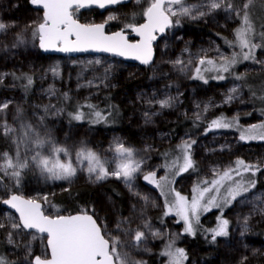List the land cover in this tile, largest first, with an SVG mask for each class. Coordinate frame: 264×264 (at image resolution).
<instances>
[{
  "label": "rangeland",
  "instance_id": "1",
  "mask_svg": "<svg viewBox=\"0 0 264 264\" xmlns=\"http://www.w3.org/2000/svg\"><path fill=\"white\" fill-rule=\"evenodd\" d=\"M210 2L183 0V5L192 9L191 14L172 17L180 23L174 24L155 43V58L147 67L99 55L72 58L42 55L37 50V36L33 35L40 22L36 11L27 13V22H12L0 30V105L8 104L0 111V132L3 133L5 123L15 129L7 135L8 144L2 154L8 153L14 164L19 157L29 165L16 169L21 173L19 177L12 175V168L0 169V223L5 225L0 228V242L6 244L2 257L16 264H29L33 256L48 258L45 237L25 232L22 227L15 231L11 228L13 220L19 221L16 215L2 208L1 203L9 195L17 194L41 202L42 211L51 217L68 215L66 209L71 205L79 213L92 214L107 237L119 238V254L126 264H146L157 244H161L163 264H171L172 256L165 253H174L177 248L185 253L181 264H208L203 258L207 254L215 262L224 256L234 260L222 261V264H264V241L256 240L253 235L256 227L264 230V139L260 138L264 134V118L254 111L252 100L245 93L249 92L254 103L264 110V77L253 80L243 77L264 71V41L257 35L253 42L262 46L254 50V60H244L238 43L234 46L226 43L235 41V30L241 21L223 5L210 9ZM149 3L150 0H132L105 11L73 10V15L84 24L114 25L108 27V32L122 28L130 31L129 17ZM173 7L179 9L180 6ZM256 11L260 14L259 9ZM200 12L206 15L200 16ZM110 16L115 19L110 20ZM11 27L12 32H9ZM234 53L238 62L232 67L237 71L235 75L224 77L232 78L230 84L211 85L209 91L204 90L200 83L208 86L218 77L215 71L210 74L208 67L203 68L207 61L223 63L222 57H231ZM201 59L205 60L204 64L200 63ZM20 75H24L23 88L28 91L20 89L12 80ZM29 78L34 81L31 85ZM203 79L206 82H202ZM105 93H112L113 101L123 110L130 139L122 131L72 126L63 117L59 106L61 97L64 102L99 105ZM161 101H167V106L161 107ZM218 111L227 116L216 120L213 117ZM182 119L198 122L202 127L205 124V130L173 136L162 129L164 124ZM213 121H221L229 127H215ZM22 126H30L32 131L26 136ZM242 135L245 139H241ZM37 137L44 141L39 147ZM17 140L23 142L18 144ZM185 142L191 143L189 152L195 166L180 171ZM120 145L133 149L134 159L142 162L140 171L129 182L130 187L122 178L114 176L96 181L86 170L87 161H77L76 153L84 148L94 151L106 167L114 169L121 158L117 153ZM56 147L67 149L68 154L54 153ZM37 152L72 162L77 168L76 175L68 180L47 179V173H42L32 160ZM2 154L1 165L4 164ZM237 160L259 170L253 175L252 171H243L241 166L239 175L232 174L233 181H240L245 187H249V181H254L255 186L235 200L227 194L232 181H225L219 192H206L198 209V219L191 218L193 233L186 232L184 220L173 207L177 194L191 203L193 196H199L200 189L210 187L211 181L218 179L224 170L236 169ZM149 172L155 173L159 187L144 179ZM107 183L116 185L115 190L122 198L120 203L105 189ZM79 188L92 190L89 207L83 201L73 204L74 197H68L62 206L53 203L63 193ZM76 196L84 198L82 193ZM211 197H216L220 206L205 210ZM225 198L231 202L226 204ZM106 218L114 222L110 228L105 223ZM221 219L228 221L227 235L213 240V230ZM138 230L145 233L139 243L134 239ZM9 232H13L12 244L7 240ZM196 233H201L204 241L217 240L216 247L190 248L189 238Z\"/></svg>",
  "mask_w": 264,
  "mask_h": 264
},
{
  "label": "snow or ice",
  "instance_id": "2",
  "mask_svg": "<svg viewBox=\"0 0 264 264\" xmlns=\"http://www.w3.org/2000/svg\"><path fill=\"white\" fill-rule=\"evenodd\" d=\"M121 0H31L33 5L43 8V22L39 23L36 31L39 34V44L44 50H54L58 52H82L93 50L97 52H109L117 56L131 58L140 61L142 64H149L152 60V41L156 39L154 33H163L165 29L172 27L174 24H179V19L173 21L172 17L178 15H190L192 9L183 5V0H150L149 5L144 9L143 16L146 22L141 25H128L132 31L140 37L138 43H129L122 32H116L112 35H105L104 24H81L74 18L73 9L87 7L95 4L100 8L106 5L120 3ZM174 5L180 6L179 9L174 8ZM225 6L229 12H235L237 18L241 21L240 26L235 30V41H226L230 46L236 43L242 50L244 60L255 59L254 50L261 47V44L254 43V38L259 35L264 41V0H240L239 3H234L233 0H211L210 9H219ZM259 9L260 14H257ZM200 16L206 15L205 12H200ZM197 18L196 16L192 17ZM109 19H115L110 16ZM7 26L0 23V30H4ZM36 35V32L33 33ZM74 37L75 39H71ZM247 49V51H244ZM223 63L219 65V69L223 72H228L229 67L238 62L237 54L231 57H222ZM180 63V61H177ZM201 64L205 63L201 59ZM208 64L215 66L214 61L208 60ZM199 72V69H197ZM224 79L223 76L217 77ZM237 79H241L237 76ZM29 83L31 79L29 78ZM91 83V82H89ZM236 91L235 88L232 89ZM231 99V97H229ZM161 107L167 106V101H161ZM89 107H93L88 105ZM8 107V104L0 105V111ZM100 113L96 112V116L100 117ZM147 115V114H146ZM79 121L82 114L77 112L73 117ZM215 127H229L228 124L221 121H213ZM5 136L14 132L15 129L9 127L6 123L2 126ZM25 127V135L32 131L30 126ZM256 127V126H253ZM254 138V137H249ZM264 139V134L260 136ZM241 139H245L242 135ZM22 143V140L15 141ZM44 143L39 137L36 139V145L39 147ZM191 143H195L192 141ZM191 143L185 142L184 145V163L180 171H187L194 168L195 161L192 159L189 149ZM54 153H65L67 149L56 147ZM117 153L120 154V159L114 169L106 167L100 157L92 150L82 148L76 153L77 161H87L86 170L90 177L94 176L96 181H101L109 176H114L116 179H123L126 184L130 185V181L134 179V174L140 171L141 161L134 159V152L131 148H126L120 145L117 148ZM4 164L0 165V169L6 170L12 168V175L19 177L20 171L16 169H24L28 167V162L19 160L14 164L8 153H3ZM32 160L41 169L42 173H47V179L52 180H68L76 175L77 168L70 161L62 162L60 159L42 156L39 152L32 157ZM237 168H229L219 175L218 179L211 181L210 187H205L199 190V196H193L191 203L186 198L177 194V202L173 206L176 209V214L180 216L185 223V231L193 233L191 218L198 219V209L201 207V200L204 199V194L210 191L219 192L221 187H224L225 181H232V184L227 188L228 197L235 200L242 193L249 191V187H254L255 182L249 181V187H245L240 181H233L232 174L235 172L240 174L239 168L242 166L243 171L255 172L259 169L256 166L245 165L244 161H236ZM216 175V173H214ZM144 179L149 183L160 186L159 181L155 179V173L149 172L144 175ZM166 179V178H164ZM207 184L208 182L205 181ZM198 189H194L197 191ZM46 199V198H45ZM231 201L225 198V203ZM2 203L8 205L19 214V222L12 221L11 228L15 230H31L47 234V247L50 249L51 258L34 257L29 264H126V260L119 254L120 240L118 237H107L93 215L82 213L79 215H58L51 217L45 215L39 203L34 199H25L16 194H11L7 199L2 200ZM220 205L216 203V197H211L208 200L205 210L209 207ZM167 215V213H166ZM247 224V219H245ZM228 221L221 219L220 224L213 230V240L217 236L227 235ZM5 225L0 223V228ZM119 227V225L117 226ZM145 236L142 231L135 232V241L139 243ZM36 237H33L35 239ZM8 243H14L13 232L7 235ZM171 248V245L168 246ZM172 256L171 264H181L185 258L184 250L181 248L175 249V252L165 253ZM0 264H8V261L0 256ZM139 264V262H138Z\"/></svg>",
  "mask_w": 264,
  "mask_h": 264
},
{
  "label": "trees",
  "instance_id": "3",
  "mask_svg": "<svg viewBox=\"0 0 264 264\" xmlns=\"http://www.w3.org/2000/svg\"><path fill=\"white\" fill-rule=\"evenodd\" d=\"M149 5V4H148ZM146 8V5L142 6L140 9H138L132 16L129 17V25H138L143 21V11ZM114 25H109L110 28H112ZM195 27V26H194ZM131 28V27H130ZM250 78L253 80V78H261L264 77V71L260 72L258 74H253L249 76H243ZM20 89L23 91H28L27 89L23 88L24 82L26 81L24 75H20L18 77H13L12 79ZM31 85V83H29ZM248 97L252 100V105H254V111L259 113L263 118H264V110L260 105H256L254 103L253 97L249 92H245ZM113 94L112 93H105L102 94L101 96V103L99 105L87 103V102H64L63 97H61L59 101V106L61 109V112L63 114V117L69 124L72 126H79V125H85L88 126L92 129L99 130V131H122L126 132L128 134V138L130 139V133H129V126L128 124L123 120V110L119 108L117 104L112 99ZM88 105H91L93 107H89ZM79 112L82 114V118L77 121L73 117L75 114ZM96 112H99L101 115L100 117L96 116ZM206 127L205 124L198 123L195 121L191 120H181L180 122L177 123H171V124H164L162 126V129L167 131L170 135L175 136L177 133L184 132V133H195L199 132L201 130H205L204 128ZM8 144V137L5 136L3 133L0 132V155L2 152L6 149V146ZM0 165H1V159H0ZM114 183H107L105 185V189L110 190L113 195H115L116 199L118 202H121V197L115 190ZM80 193L83 194L84 198H80ZM93 192L91 189L88 188H79V189H74L71 190L70 192L63 193L59 197H57L54 200V204L57 205H64L66 201L69 199L68 197H74L73 198V204L79 201H83L84 204L89 207V202L91 201V196ZM69 214H74V213H79L77 209L73 205L69 206L66 209ZM84 213V212H80ZM253 235L255 236L256 240L258 241H263L264 238V230L261 229L260 227H256ZM190 244H196L199 243L201 247L203 248H209V247H216V241H204L202 239L201 233L196 234L194 237L190 238ZM160 247L161 244H157L155 246V251L150 258V260L146 264H163L164 262V257L160 252ZM3 248H0V255L2 256L3 253ZM210 255L207 254L203 258L205 261L208 262V264H222V261L226 263H231L233 260L232 257L227 258L226 256L220 257V260L218 261H213L209 259ZM225 263V264H226ZM8 264H15V262H9Z\"/></svg>",
  "mask_w": 264,
  "mask_h": 264
},
{
  "label": "flooded vegetation",
  "instance_id": "4",
  "mask_svg": "<svg viewBox=\"0 0 264 264\" xmlns=\"http://www.w3.org/2000/svg\"><path fill=\"white\" fill-rule=\"evenodd\" d=\"M13 5V6H12ZM12 9V10H11ZM34 12V11H36L38 14H39V16L40 17H38L39 19H40V22H38L37 23V26L39 25V23H41V22H43V18H42V12L41 11H39V10H35V9H33L32 7H31V4H30V0H0V23H4V24H6L7 25V27L12 23V22H27V20H28V18H27V13L28 12ZM78 11V10H77ZM144 19V18H143ZM37 26H36V28H37ZM108 27H109V25H108ZM36 28H35V32H36V36H37V40H38V32L36 31ZM11 29H12V27L9 29V32H12L11 31ZM108 29V28H107ZM117 30H120V29H117ZM121 30H123L124 32H126V33H130L131 32V30L130 31H127V30H125V29H121ZM116 31V30H115ZM108 32V31H107ZM111 32V31H110ZM162 38V37H161ZM159 40V39H158ZM157 40V41H158ZM156 41V42H157ZM155 45V44H154ZM227 46V45H226ZM37 50H38V52L39 53H41L42 55H44L42 52H41V50L39 49V46H38V43H37ZM155 55V54H154ZM154 58H155V56H154ZM124 63V62H123ZM215 64V66H213V65H210V64H208L207 63V65L206 66H204L203 68H206V67H208V73H210V72H212V73H214V71L216 72V75H218V77L219 76H223V77H225V75H231V74H233V75H235V73H236V71H237V68L236 67H232V66H230L229 67V71L228 72H223L222 70H220L219 69V65L221 64V62H219L218 61V63H214ZM239 66V65H238ZM147 67V66H146ZM199 68H202L201 67V64H200V67ZM238 69L240 70V71H242L241 70V67L239 66L238 67ZM212 73H210V74H212ZM31 79V84L32 83H34V81H33V78H30ZM212 81L213 82H211V83H209V85L208 86H206L204 83H200L201 85H203V87H204V90H206V91H209L210 90V86L211 85H218V86H222V87H224V84H226V85H229L230 84V82L232 81V78L231 79H228V78H224V79H218V78H216V80H213L212 79ZM201 82V81H200ZM202 82H206L204 79L202 80ZM228 82V83H227ZM214 116L215 117H213V118H215L216 120H219V119H221V117H226L227 116V113H225V112H222V111H218L217 113L215 112L214 113ZM183 120V119H182ZM84 213H87V212H84ZM13 214V213H12ZM89 214V213H88ZM92 215V214H91ZM109 219V218H108ZM110 221H108L107 220V218H106V221H105V223H106V225L110 228L112 225H114L113 223L114 222H112V220L111 219H109ZM98 223V222H97ZM99 225V224H98ZM26 232V231H25ZM196 234H198V233H196ZM196 234H194V236L196 235ZM193 236V237H194ZM191 238V237H190ZM190 238H189V240H190ZM189 244H190V241H189ZM191 245V246H190ZM189 246H190V248L191 247H193V248H195V247H197V248H200V249H204L203 247H201L200 246V244L199 243H196V244H190ZM0 248H3V249H6V244L4 243V242H0ZM35 256H33L32 257V259L34 258ZM11 260V259H10ZM10 260H8L7 259V261H9V262H15V264H16V261H10Z\"/></svg>",
  "mask_w": 264,
  "mask_h": 264
},
{
  "label": "water",
  "instance_id": "5",
  "mask_svg": "<svg viewBox=\"0 0 264 264\" xmlns=\"http://www.w3.org/2000/svg\"><path fill=\"white\" fill-rule=\"evenodd\" d=\"M130 1H132V0H121L120 3L106 5L104 8H100L97 5L92 4V5H89L87 7L80 8V9H78V11L81 12V11L92 10V9H96V10H99V11H105V10H108V9H111V8L116 7L117 5H125V4L129 3ZM30 4H31V7L33 9L39 10V11L42 12V18H43V13H44L43 8L40 7V6H37V5H33L31 3V0H30ZM73 10H75V9H73ZM77 22L78 23H81L79 21H77ZM145 22H146V19L144 17L143 21L140 24H138V25H141V24H143ZM81 24H84V23H81ZM95 24H104V32H105V35H112V34H114L116 32H122V34L128 40L129 43H138L140 41V37L137 36L136 33L133 32L132 30H131L130 33H126V32H124L121 29L120 30H116V31L107 32V28H108V25H109L107 22H105V23H95ZM138 25H136V26H138ZM170 28L165 29V31L163 33H161V32L154 33V35L156 36V39L152 41V60L147 65L140 63V61H138V60L131 59V58H126V57H122V56H117V55H114V54L109 53V52H97V51H93V50L82 51V52H58V51H54V50H47L46 51V50H44V49H42L40 47V44H39V34H38V46H39V49L41 50V52L44 55L59 56V57H71V58L72 57H77V56H85V55H91V56H93V55H99V56L108 57V58H111V59H114V60H118V61H121V62H124V63H131V64H136V65H138L140 67H146V66H150L152 64V62L154 61V56H155L154 55V44L156 43V41L158 39H160L161 37H163ZM71 39H75V38L72 37ZM25 199H27V198H25ZM36 202L40 204L41 209H42L43 208L42 203L41 202H38V201H36ZM1 206H2V208H4V209L10 211L11 213H13L14 215H16L17 216V219L19 221V214L15 211V209H12L11 207H9L8 205H6L4 203H1ZM79 214H82V213H74V214H68V215H79ZM68 215H64V216H68ZM24 231H26V232H33V233L38 234V235H40L42 237H45V238L47 237V234L46 233L41 234V233L37 232L35 229L24 230ZM263 241H264V238H263ZM46 245H47V238H46ZM47 250H48V258L50 259L51 258L50 249H48V247H47Z\"/></svg>",
  "mask_w": 264,
  "mask_h": 264
}]
</instances>
